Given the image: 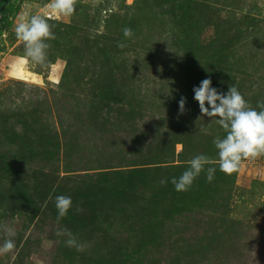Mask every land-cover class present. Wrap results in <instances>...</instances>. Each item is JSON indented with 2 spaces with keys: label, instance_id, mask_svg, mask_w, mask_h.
<instances>
[{
  "label": "rangeland",
  "instance_id": "obj_1",
  "mask_svg": "<svg viewBox=\"0 0 264 264\" xmlns=\"http://www.w3.org/2000/svg\"><path fill=\"white\" fill-rule=\"evenodd\" d=\"M133 1L78 0L73 17L59 20L53 18L50 22L71 26L73 42H80L90 36L93 40L96 38L103 44H110L105 41L108 31L110 32V27L106 25L110 23L105 24L106 19L110 20L109 17L114 14L127 13L130 16L136 7ZM155 1L148 0L145 3L147 7L155 9V13L150 16L152 22L144 24L139 34L141 37L135 38L133 35L134 38L129 39L119 54L131 61L135 54L144 56L147 53L146 59L155 62L150 72L152 81L148 74V84L143 86L147 88L146 100L156 104L162 102L167 109L161 115L160 112L152 113V109L147 108L145 118L154 114L155 120L163 118L164 122L171 125L176 122V126H181L183 134L177 136L179 139L172 145L174 152L170 158L178 168L170 171L173 169L167 167L170 163L162 162L157 166L168 168L164 169V175L155 170V175H143L141 178L159 180L165 176L177 175L179 168L186 166V170L188 161L198 154L207 155L216 162L215 178L209 183L206 174H201L191 190L179 192L180 199L176 200L168 194L165 197L153 194V189L151 191L148 184H140L139 189L131 191L135 192V199L130 194L129 203L117 202L118 207L127 208L130 223L135 225L136 231L141 223L147 225L151 221L159 222L162 233L158 235V242L150 243L151 249L145 244L144 238L147 239L148 235L143 231L144 228L137 231L138 237L130 238V247H125L123 252L105 244L92 250L84 247L82 252L63 245L62 249L61 237L56 235L57 231L51 225V221L55 219L48 221L47 217L38 213L30 220V213H16L1 204L0 226L14 230L12 239L15 248L8 254L0 255V264H264V156L252 162L244 161L241 170L231 176L222 173L212 143L217 135H224L220 126L206 116L201 117L198 103L193 98L190 100L191 107H185L184 114H178L177 109L172 117L167 115L172 102H177L172 95L184 90L186 92L192 85V88L199 86V83L196 84L195 80L190 84L186 83L183 76H179V79L171 78L175 82L174 87L168 81H157V76L164 73L163 69L160 70L162 61L169 57L187 60L186 51L190 50L181 43V40H186L191 41L190 44L195 48L197 45L202 46L196 50L201 67L204 61L211 63L215 59L211 63L212 67L218 62V67L210 73L212 87L226 93L230 85H235L253 107L259 101H264V0H168L161 5H157ZM49 2L50 0H8V9L0 12V93L13 89L11 93L16 96V89L21 87L16 83L26 84L27 90L34 86L47 90L58 88L67 61L66 54L62 52L65 46L59 49L60 46L50 41L48 59L50 61L52 57V63L40 66L29 62L25 65L22 60L25 57L24 45L15 34L20 14L25 11L45 14ZM196 3L204 5L201 10L205 17L201 18L198 16L200 14L194 13ZM166 7L177 9L176 21L173 16L157 12ZM182 13H185L183 17L180 16ZM174 33L183 34V37ZM139 41L150 48L140 51ZM101 57L102 50L91 49L82 58L83 63L76 65L77 72L84 71L87 58L98 62ZM125 72H129L128 69ZM224 76L228 78L223 79ZM156 104L147 106L155 107ZM126 105L130 107V102H126ZM56 127L58 128V124ZM204 128L208 134L202 131ZM190 136H194V141L189 144ZM57 140L58 143L51 146L54 152L62 149L60 137ZM9 153H0V160L10 161L15 170V177L2 181L4 189L9 191L7 193L15 191L12 183L17 182L16 172L22 168L15 149ZM34 161H30L28 169L32 168ZM149 162H153V159L137 156L126 162L130 165L115 168L120 171L144 165L150 169L157 168L153 164H138ZM1 166L3 165L0 164V168ZM62 174L63 171L60 172ZM165 179L168 183L169 178ZM167 183L164 184L165 187H168ZM110 201L116 200L110 198ZM173 202L177 206L174 209L175 216L172 214L174 211H167ZM109 206L111 208V204ZM132 211H135L137 218L131 215ZM47 212L49 215L54 214L50 206ZM119 215L120 219L126 218L124 214ZM6 238V232L0 229V245Z\"/></svg>",
  "mask_w": 264,
  "mask_h": 264
},
{
  "label": "trees",
  "instance_id": "obj_2",
  "mask_svg": "<svg viewBox=\"0 0 264 264\" xmlns=\"http://www.w3.org/2000/svg\"><path fill=\"white\" fill-rule=\"evenodd\" d=\"M146 1L148 0H134L136 7L130 16L127 13L114 14L109 17L110 20L106 19L105 24L110 23L106 24L110 27V32L108 31L105 41L110 44H103L90 36L80 42H73L71 26L49 21L56 25L54 32L57 38L52 41L53 44L60 46L59 49L65 46L62 52L67 56L58 88L47 90L34 86L27 90L26 84L16 83L21 86L16 89V96L11 93L13 89L0 93V153L10 154L9 152L15 149L20 161L19 166H22L16 172L17 182L12 183L15 191L7 193L9 191L4 189L2 181L15 177V170L10 161L0 160L3 165L0 168V205L5 204L16 213H30V220L38 213L47 217L48 221L55 219L51 221L53 230H70L85 249H97L105 244L123 252L125 247H130V238L138 237L137 231L143 228L148 235L147 239L144 238L146 246L151 249L150 243L158 242V235L162 233L159 222L151 221L147 225L141 223L136 231L135 225L130 223L127 208L118 207L119 201L129 203L130 194L135 199V192L131 191L139 189L140 184H148L151 191L153 189V194L163 197L168 194L173 200L180 199L171 179L178 178L186 166L179 168L178 176L169 175L159 180L141 178L143 175L153 176L156 171L164 175V169L173 168L170 170L172 171L178 168L170 158L174 152L172 145L179 139L177 136L183 134L181 126H176V122L171 125L164 122L163 118L155 120L154 114L148 119L145 118L147 108L152 109L150 112H160L161 115L167 109L162 102L157 105L154 101L146 100L147 88L143 86L148 84V74L150 77L155 62L146 59L147 53L144 56L135 54L131 61L119 54L124 47L118 45H126L134 38H125L122 29L131 28L135 38L141 37L139 34L144 24L152 22L150 16L155 13V9L147 7ZM167 1L155 2L161 5ZM203 6L202 3H196L193 9L201 18L205 17L201 10ZM7 9L8 0H0V12ZM176 10L166 7L157 12L164 13V16H173L176 21ZM184 14L180 16L183 17ZM174 35L183 37V34ZM182 42L183 46L190 50L186 51L187 60L169 57L162 61L160 70L163 69L164 73L157 76V81H168L174 87L175 82L172 79H179V76H183V81L189 84L192 80L198 84L205 78H211V70L218 67V62L212 67L211 63L215 59H211V63L204 61L201 67L196 50L202 46L197 45L195 48L190 44L191 41L181 40ZM143 48L148 49L150 46L143 42L140 51ZM91 49L102 50L103 57L98 62L96 59L87 58L84 71L77 72L76 65L83 63L82 58ZM52 60V57L50 61L48 59V63H52ZM126 69L129 72L126 73ZM227 78L228 76L223 77ZM192 86L186 92L184 90L172 95L177 102L174 104L173 101L171 108L169 107V117L177 113L179 107L175 105H178L181 96L186 98L185 107H191L190 100L194 96ZM161 92L162 90L159 91ZM126 102H130V107ZM154 104L155 107H148ZM58 137L62 141L61 151L58 148L61 157L59 151L54 152L51 147L58 143ZM191 141H194V136H190L188 143ZM137 156L153 159V162L138 164H153L157 168L150 169L145 165L132 170L128 168L120 171L115 168L130 165L126 162ZM33 160L35 161L32 168L28 169L30 161ZM162 162H169L170 165L168 168L157 166ZM61 171L64 174L60 175ZM165 178H169L168 187L161 184V180L167 181ZM58 195L71 196L73 204L67 217L59 224L56 222L55 207V197ZM110 198L116 201H110ZM49 206L54 210L53 215L47 212ZM175 207L177 206L173 202L167 211L172 212ZM119 214H124L126 218L120 219ZM172 214L175 216V211ZM131 215L137 218L135 211H132ZM60 237V247L66 246V237Z\"/></svg>",
  "mask_w": 264,
  "mask_h": 264
},
{
  "label": "clouds",
  "instance_id": "obj_3",
  "mask_svg": "<svg viewBox=\"0 0 264 264\" xmlns=\"http://www.w3.org/2000/svg\"><path fill=\"white\" fill-rule=\"evenodd\" d=\"M78 0H50L45 14H32L28 11L20 14L15 26L16 37L23 43L25 57L23 63L33 62L40 66L48 63V53L51 48L50 41L57 37L54 32L55 24L49 21L55 18H71L77 9ZM125 38L133 36L131 28L122 29ZM124 47V44H119ZM193 99L198 103L201 117H208L220 126L224 135H217L212 143L216 149L219 170L227 176L241 170L244 161H255L264 156V101H259L253 107L241 94L235 85H230L226 93L212 87L210 78L200 81L199 86L193 87ZM186 98L181 96L178 106L179 113L184 114ZM259 109V110H257ZM202 131L207 133V129ZM217 170L216 162L207 155L198 154L188 161V167L177 178L173 177L171 183L177 192L191 190L201 174H206L207 182H212ZM167 181L161 180V184ZM57 209V224L67 217L72 209V198L68 195L55 197ZM6 232L7 238L0 245V255L8 254L15 248L12 237L14 230L10 227L0 226ZM57 236L66 237L64 243L78 252L84 251V245L79 243L75 235L66 228H59Z\"/></svg>",
  "mask_w": 264,
  "mask_h": 264
},
{
  "label": "water",
  "instance_id": "obj_4",
  "mask_svg": "<svg viewBox=\"0 0 264 264\" xmlns=\"http://www.w3.org/2000/svg\"><path fill=\"white\" fill-rule=\"evenodd\" d=\"M2 7H3V5H2Z\"/></svg>",
  "mask_w": 264,
  "mask_h": 264
}]
</instances>
